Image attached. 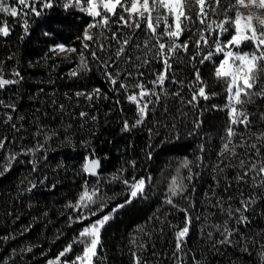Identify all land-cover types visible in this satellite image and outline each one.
Masks as SVG:
<instances>
[{"label": "trees", "instance_id": "16d2710c", "mask_svg": "<svg viewBox=\"0 0 264 264\" xmlns=\"http://www.w3.org/2000/svg\"><path fill=\"white\" fill-rule=\"evenodd\" d=\"M8 2L15 6V0ZM52 2L53 7L44 9L39 17L0 14V26L6 21L10 33L0 35V75L19 80L0 89V141H4L0 148V264H47L69 244L72 251L62 260L72 264L84 247L73 241L85 226L104 215L111 218L101 228L93 264H264V187L253 186L251 173L239 179L244 172L240 160H245L247 168L249 156L256 161L260 157L255 156V149L239 147L235 157L227 152L226 158L219 156L230 116L224 107L227 93L214 77L213 61L218 64L222 54L201 64L197 53V30L204 25L196 20L185 28L177 43H187L188 50L177 49L170 57L164 88L156 89L160 100L149 104L146 118L137 124V106L127 97L138 95L140 90L132 86L142 82L152 89L150 82L165 71L163 60L154 57L155 50L147 57L149 63H143L147 51L143 41L149 34L137 31L125 54L112 63L109 57L114 59L120 46L111 39L112 33L118 32L123 40L131 30L121 31L113 22L110 28L89 29L93 41H83L92 18L80 11L74 0L67 8L69 0ZM229 3L222 0L221 8ZM215 7L216 0L205 1L209 23L224 18L212 13ZM235 7L229 16L234 17ZM197 10L194 7L189 13L194 20ZM117 19L112 17V21ZM232 31L222 39H229ZM137 43L141 49L135 48ZM57 45L77 52L59 53ZM201 45V53L206 54L208 48L203 42ZM91 50L99 60L92 59ZM80 52L88 62L86 71L80 70ZM129 55L131 61L126 62ZM100 61L112 64L107 68L111 74L120 72L115 88L123 82L129 86L127 92L114 90ZM197 69L211 98H199L194 106L196 102L188 101L201 86L195 78ZM14 70L19 77L12 75ZM74 70L77 76L70 75ZM260 85H264V73L260 74ZM78 92L93 98L77 96ZM252 99L253 103L236 105L247 112L251 124L247 131L243 124L232 125L235 144L243 137L249 144L264 145V140L256 139L264 131V98ZM8 104L14 107L4 106ZM82 112L87 115L82 117ZM261 151L264 153V148ZM10 155L16 159L10 170L3 172ZM86 157L101 163L97 175L83 171ZM185 160L189 162L187 168L182 167ZM173 177L184 187L177 196L169 191ZM133 178L145 180L144 190L136 199L123 183H131ZM85 181L89 187L100 189L101 200L91 206L96 215L77 222L89 209L74 210L68 205L76 203ZM249 197H256V203L244 213L248 223L238 222L236 209H243L241 200ZM169 198L175 207L167 202ZM185 226L189 232L178 251L176 232ZM225 229L232 233L230 237ZM226 238L231 243H220Z\"/></svg>", "mask_w": 264, "mask_h": 264}, {"label": "snow or ice", "instance_id": "6c2138e0", "mask_svg": "<svg viewBox=\"0 0 264 264\" xmlns=\"http://www.w3.org/2000/svg\"><path fill=\"white\" fill-rule=\"evenodd\" d=\"M69 2L65 3V8L69 7ZM75 5L80 11L86 13L94 21L89 23L87 28L83 33V41H93V35L89 34V29L92 28H110L111 24L114 22L117 28L122 31L123 28H128L131 30V35L125 34L123 40L120 39L118 32H113L111 39L116 40L120 45L115 52V57H109L112 63L120 60L125 54L128 46L132 43L133 39L136 38L137 31H144L148 35V38L143 41V49L145 51V58L143 63H149L147 59L149 54L154 51V57L162 59L164 63V72H158L156 75V80L151 81L152 89H147L142 82H138L133 85L134 88H139L138 95L129 94L128 100L137 106L139 119L137 124L141 123L147 116V110L149 104L158 103L160 96L156 89L164 88V82L168 78L166 71L171 68L170 57L175 54L177 49L183 48L184 51L188 50L187 43H177L181 37L185 28L188 25H194L196 20H199L203 28L198 29V39L195 41L197 53L201 55L200 63L203 64L206 61H213V57L222 54V58L219 59L218 64L214 63V77L216 81L222 82L224 91L227 93V104L224 106L229 109L230 125L226 129V137L224 138V143L219 156L226 158L224 156L225 152L229 156L235 157L237 155L236 148H246L255 149V156L260 157L259 161L253 160L251 156L248 157V166L245 168V160H240V166L244 169L243 176L239 179L243 180L244 177L249 176L251 173V179L253 181L254 187H264V153L261 149L264 145L258 146L256 143L249 144L247 140L243 137L239 144L233 143L232 138L236 135V132L232 125L243 124L245 130H249L251 121L249 120L248 114L245 110L237 109L236 105H244L245 103H253V96L264 98V85H260V74L264 73V17L259 15H248L242 16L239 10L235 11V17L228 15L229 12L233 11L235 5H243L245 0H230L229 6L227 8H221L222 0H216V7L212 9V13L216 16L223 15L222 20L213 19L210 23L208 22V13L205 11V0H74ZM38 8L37 5H41ZM248 4H252L260 9H264V0H248ZM53 7L52 0H15V6L9 4L8 0H0V14L4 16L11 15L14 18L20 16H28L33 14L37 17L41 16L44 9H50ZM198 8L196 12V18L190 15V11L194 8ZM27 9V11H25ZM116 21H112V17H117ZM99 18V19H97ZM187 21V24L184 23ZM259 25V28L256 25ZM215 25V27H213ZM163 26V31L159 29ZM25 29H27V21L24 24ZM231 32L230 38L223 40L222 37L225 33ZM205 32L209 35L206 36ZM9 28L7 22H4L3 26H0V35L8 36ZM167 38V39H165ZM82 41V42H83ZM154 41V43H153ZM201 42L203 46L208 48L206 54L201 53ZM250 43L253 48L251 51H244L242 46ZM84 48L88 49L89 45L84 43ZM60 52H77L75 48H65L64 45H57ZM136 49H141V45L137 43L135 45ZM103 45L100 46V51H103ZM55 52L56 48L51 49ZM80 56V70H88V62L83 52L78 53ZM91 57L93 60H99L95 50H91ZM137 60L141 57L137 56ZM195 60V57H192ZM131 61V56L127 57L126 62ZM100 63L105 67V75L110 83L114 86V90H119L122 88L125 92L128 91L129 86L126 83L120 82L119 88H115L118 83V78L120 77V72L115 75L107 71V68L111 67L112 64L108 61H100ZM2 71V69H0ZM13 76L19 77L20 73L18 71H13ZM71 76H77L78 71L74 70L70 73ZM131 73H128V77H131ZM142 75V74H141ZM196 82L201 86L198 91L193 92L192 99L188 101L189 104L196 102L194 106L198 105L199 98H203L205 101L210 99V95L206 92V84L201 79L200 72L197 69L195 73ZM19 83V80L15 79H5L0 75V89H3L6 85H12ZM173 83H181L180 81L173 80ZM257 85H260V90L256 91ZM191 87V86H190ZM96 89L95 92H99ZM166 92V90H165ZM77 96L84 95L86 99L91 100L92 94H86L83 92L76 93ZM179 95V93H176ZM217 93H212L211 96H215ZM152 96L156 97V100L151 99ZM147 98V99H145ZM142 101V103H141ZM3 104V101H0ZM5 107H14V105L8 104ZM213 108H218L214 105ZM223 110V109H220ZM86 113H81V116H86ZM242 117V119H241ZM12 117L8 116V120ZM95 119V117H93ZM261 119L264 120V114H262ZM7 123V121H5ZM199 126V125H197ZM129 125L125 122V130H128ZM253 135H256L253 133ZM257 140H264V131L259 135H256ZM231 145V147H230ZM4 141H0V148H3ZM42 147V146H41ZM39 149H30L29 151H38ZM26 154V153H25ZM14 155H10L7 158V163L3 166V172L10 170L11 162L15 160ZM86 162L83 166V171L95 176L97 173L95 171L97 167V161L92 160L88 162L86 157ZM189 162L185 160L182 167L187 168ZM35 171V166L32 169ZM222 170V169H221ZM179 172V170H178ZM2 174V173H0ZM191 175L187 179L191 180ZM120 179V177H113V180ZM123 183L127 185L131 191L130 196L135 198L139 193L143 191L145 180L143 178L137 180L133 178L132 182L129 183L128 180H123ZM32 187H35L33 184ZM31 191V188L28 189ZM184 187L178 182L176 177H173L169 191L172 196H177L182 193ZM259 194H257L258 196ZM101 200L100 189L98 187H89L87 181L83 186V190L79 194V197L75 204H69L68 207L74 210L79 209H89L88 213H81L77 222H82L89 218V215H96L95 211H91V206L97 204ZM131 201H126L130 203ZM169 204H173L171 198L167 201ZM244 205L243 209H236L240 213L238 222L248 223V218L244 215L245 212L250 210V206L256 203V197H249L247 200H241ZM175 207L176 205L173 204ZM123 207V205H118ZM100 210H103V204L100 205ZM113 211H116L114 209ZM231 210H229V215H231ZM109 215H104L98 221L92 222L90 225L85 226L79 233V238L74 240L73 243L83 244V251L81 255H78L72 264H93V257L97 254V247L100 243V230L105 225V223L110 219ZM228 231L227 229H225ZM189 232V228L185 226L183 229L176 232V248L179 251L181 249V241ZM232 233L228 231V237ZM220 243H231L230 239L220 241ZM31 249H29L30 251ZM72 251V245L69 244L65 249L59 253L56 259L50 260L48 264H61V258L64 257L68 252Z\"/></svg>", "mask_w": 264, "mask_h": 264}, {"label": "rangeland", "instance_id": "374dc122", "mask_svg": "<svg viewBox=\"0 0 264 264\" xmlns=\"http://www.w3.org/2000/svg\"><path fill=\"white\" fill-rule=\"evenodd\" d=\"M206 1V0H205ZM236 10H239L240 11V13H241V15L242 16H248V15H259V16H261V17H264V9H260V8H258V7H256V6H254V5H252V4H248V0H245V3L243 4V5H236V7H235V11ZM234 17H235V13H234ZM233 17V18H234ZM258 28H259V25L257 24L256 25ZM242 48H243V50L244 51H251L252 50V48H253V46L250 44V43H248V44H246V45H244V46H242ZM58 52L59 53H65V52H67V51H65V52H60L59 51V48H58ZM230 110L228 109V112H229ZM145 185V184H144ZM143 190H144V188H143ZM143 192V191H142ZM141 192V193H142ZM140 195V193L135 197V198H133V199H136L138 196ZM101 231V230H100ZM53 261L55 260V259H52ZM93 260H94V257H93ZM48 264V263H47ZM61 264H66L63 260H62V258H61Z\"/></svg>", "mask_w": 264, "mask_h": 264}, {"label": "water", "instance_id": "95a60500", "mask_svg": "<svg viewBox=\"0 0 264 264\" xmlns=\"http://www.w3.org/2000/svg\"><path fill=\"white\" fill-rule=\"evenodd\" d=\"M4 78V77H3ZM92 160H89L88 162L90 163ZM95 161H97V160H95ZM100 170H101V163L99 162V161H97V167H96V169H95V171H96V173L98 174L99 172H100ZM96 174V175H97Z\"/></svg>", "mask_w": 264, "mask_h": 264}]
</instances>
